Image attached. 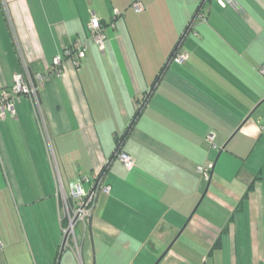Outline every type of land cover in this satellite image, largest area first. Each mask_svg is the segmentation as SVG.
<instances>
[{"label":"crops","instance_id":"obj_1","mask_svg":"<svg viewBox=\"0 0 264 264\" xmlns=\"http://www.w3.org/2000/svg\"><path fill=\"white\" fill-rule=\"evenodd\" d=\"M6 1L0 95L19 54L42 75L74 42L86 53L0 119V264H264V0ZM77 183L109 192L62 249Z\"/></svg>","mask_w":264,"mask_h":264},{"label":"built area","instance_id":"obj_2","mask_svg":"<svg viewBox=\"0 0 264 264\" xmlns=\"http://www.w3.org/2000/svg\"><path fill=\"white\" fill-rule=\"evenodd\" d=\"M220 7L226 8L233 5L234 0H213ZM0 8L7 18L9 28L11 29V21L8 13V3L6 0H0ZM131 8L135 13H140L143 10L140 2L135 1L131 4ZM114 14L118 15L117 12ZM89 31L91 34V40L96 44L98 49L102 51L104 49L103 43L105 36L101 30V25L98 19L92 17L89 24ZM13 35V34H12ZM86 45L83 42L76 41L71 47L65 49L59 56L54 57L50 67L45 74L34 75L32 74L27 61L19 54L20 70L13 76L12 86L2 92L0 95V119L4 118L8 113L14 115L13 101L19 97H26L32 105H40L38 100L39 90L43 85L51 79L59 78L62 75V65L64 59L73 57L75 63L82 60L85 57ZM187 59L185 52L176 51L172 55V60L176 63H184ZM260 73L264 75V67L260 70ZM39 108V107H38ZM40 111V109H39ZM44 146L46 153L49 157L52 171L56 178H59L57 162L54 154L52 142L48 135L44 137ZM116 157L123 164L125 169L130 171L134 167L133 161L124 153H117ZM211 165L203 169H199L198 173L204 179H209ZM99 192L108 193L109 187L96 186L89 192H85L80 183L75 184L68 192L66 200L67 218L69 228L72 230V236H74V227L78 222H82L87 225L94 208V204ZM64 236L69 237V229L64 230Z\"/></svg>","mask_w":264,"mask_h":264},{"label":"rangeland","instance_id":"obj_3","mask_svg":"<svg viewBox=\"0 0 264 264\" xmlns=\"http://www.w3.org/2000/svg\"><path fill=\"white\" fill-rule=\"evenodd\" d=\"M261 160H262V162L260 163V165H259V167H258L259 169H260V167H264V158H262ZM243 163H244V162H243ZM244 166H245V165H244ZM244 166H243V167H244ZM251 166H254L253 163H252V160H250L248 166H246V167H251ZM244 168H245V167H244ZM259 169H258V170H259ZM66 228L69 229V233H68V234H69V237H72V230L69 228V224H68V222H67V226H66ZM75 231H76L77 233L79 232V226L75 227ZM68 246H70V245H67V244H66V247H68Z\"/></svg>","mask_w":264,"mask_h":264},{"label":"trees","instance_id":"obj_4","mask_svg":"<svg viewBox=\"0 0 264 264\" xmlns=\"http://www.w3.org/2000/svg\"><path fill=\"white\" fill-rule=\"evenodd\" d=\"M178 47H179V45L176 46V48L174 49V52H176V51L178 50ZM174 52H173V53H174ZM62 225H63L64 228H66V226H67V222L64 221Z\"/></svg>","mask_w":264,"mask_h":264},{"label":"water","instance_id":"obj_5","mask_svg":"<svg viewBox=\"0 0 264 264\" xmlns=\"http://www.w3.org/2000/svg\"><path fill=\"white\" fill-rule=\"evenodd\" d=\"M192 22H193V20H192ZM66 238H67V236L65 235V237L63 238V241H62V249L64 248V245H65V242H66Z\"/></svg>","mask_w":264,"mask_h":264}]
</instances>
